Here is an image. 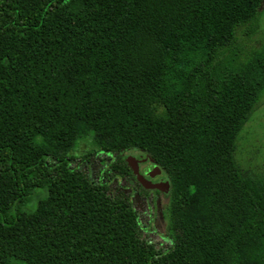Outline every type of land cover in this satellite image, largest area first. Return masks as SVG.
<instances>
[{"label": "trees", "instance_id": "1", "mask_svg": "<svg viewBox=\"0 0 264 264\" xmlns=\"http://www.w3.org/2000/svg\"><path fill=\"white\" fill-rule=\"evenodd\" d=\"M263 7L0 0V264H264V179L235 156L264 96V43L237 33L255 34ZM89 136L168 175L169 249L142 237L111 178L72 166Z\"/></svg>", "mask_w": 264, "mask_h": 264}, {"label": "rangeland", "instance_id": "2", "mask_svg": "<svg viewBox=\"0 0 264 264\" xmlns=\"http://www.w3.org/2000/svg\"><path fill=\"white\" fill-rule=\"evenodd\" d=\"M257 25V32L251 36L245 35L246 28L240 29L237 33L239 43L247 49H260L264 43V7ZM262 100V104L239 135L235 156L243 171L264 179V96ZM71 155L74 157L72 166L86 173L92 180L107 182L111 178L109 182L111 196L130 197L140 216L143 238L158 250L166 251L172 246L171 207L174 201V189L165 172L156 170L155 165L148 161L141 162L139 166V172L142 175L149 176L152 171L156 172L149 177L151 180L147 178L148 185L141 180L139 182L132 172L121 177L114 169L116 163L125 171L127 166L124 161L126 162L128 157L135 158L136 161L146 160L145 154L131 150L111 160L100 153L99 147L91 136L79 140ZM115 176L118 178L116 179Z\"/></svg>", "mask_w": 264, "mask_h": 264}, {"label": "water", "instance_id": "3", "mask_svg": "<svg viewBox=\"0 0 264 264\" xmlns=\"http://www.w3.org/2000/svg\"><path fill=\"white\" fill-rule=\"evenodd\" d=\"M130 165H132V167L135 169L136 173L138 174L139 176V180H141L142 182H144V184L148 185L149 183L146 181V179L144 178V176H142L139 172V164L140 162L142 161H136L135 158H132V157H128V160ZM150 176H153L155 175V172H151L149 174ZM148 183V184H147Z\"/></svg>", "mask_w": 264, "mask_h": 264}]
</instances>
